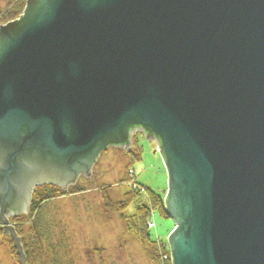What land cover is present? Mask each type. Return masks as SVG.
<instances>
[{
    "label": "water",
    "instance_id": "water-1",
    "mask_svg": "<svg viewBox=\"0 0 264 264\" xmlns=\"http://www.w3.org/2000/svg\"><path fill=\"white\" fill-rule=\"evenodd\" d=\"M142 131L172 264H264V0H26L0 26V226Z\"/></svg>",
    "mask_w": 264,
    "mask_h": 264
},
{
    "label": "rangeland",
    "instance_id": "rangeland-1",
    "mask_svg": "<svg viewBox=\"0 0 264 264\" xmlns=\"http://www.w3.org/2000/svg\"><path fill=\"white\" fill-rule=\"evenodd\" d=\"M141 142L142 160L133 165L134 180L165 199L168 172L157 143L145 138ZM127 154L124 148H108L91 168L89 180L85 175L79 176L76 184L65 192L66 196L44 204L37 227L44 248L49 252L48 264H157L149 258L147 247L128 232L121 213L105 203L106 190L113 203L131 191L129 183L124 182L129 163ZM77 185L85 191L69 195ZM141 193L142 196L123 211L125 217L134 216L140 204H150L145 192ZM151 220L155 225L150 233L152 239L167 243L175 228L174 222L158 212L152 213ZM2 238L0 235V264H16L5 235Z\"/></svg>",
    "mask_w": 264,
    "mask_h": 264
},
{
    "label": "trees",
    "instance_id": "trees-1",
    "mask_svg": "<svg viewBox=\"0 0 264 264\" xmlns=\"http://www.w3.org/2000/svg\"><path fill=\"white\" fill-rule=\"evenodd\" d=\"M25 7L26 0H0V26L18 20L22 16ZM140 144L139 137H134L132 141V149L130 153L127 154L129 157V163L126 167L125 183H130L132 180L131 171L133 165L142 160V148L140 147ZM73 189L74 191H69V195L79 194L85 191L82 188H79L78 185ZM106 191H104V198L107 207L114 208L113 210L121 213V218L125 223L126 229L141 244L147 247V253L151 261L157 264H162V254L167 253L169 249L163 247L162 250L159 249L156 242L152 239L150 231L147 229V223L150 220L151 211L158 212L163 218L169 219L165 212L164 198L147 189V197L150 204H140L137 207L134 216L125 217L123 211L141 197L142 193L131 190L129 193L122 196V200L119 199L117 203H113L106 195ZM66 195L67 194L59 188L52 186L36 188L32 196L28 215H20L11 219V225L21 238L24 254L26 256V264H48L49 252L48 249L46 250L44 248L43 237L40 235L37 227V219L44 204L57 197ZM0 235L4 238L1 226ZM4 240L8 246L10 254L15 259L16 264H20L19 257L16 255V250L13 247L11 239L5 236Z\"/></svg>",
    "mask_w": 264,
    "mask_h": 264
},
{
    "label": "built area",
    "instance_id": "built-area-1",
    "mask_svg": "<svg viewBox=\"0 0 264 264\" xmlns=\"http://www.w3.org/2000/svg\"><path fill=\"white\" fill-rule=\"evenodd\" d=\"M155 227V225H154V223L152 222V221H150L149 223H148V229H153ZM158 247H159V249L160 250H162V247L163 248H166V246H164V245H161V244H158ZM161 254H162V252H161ZM161 259H162V261H161V263L162 264H170V256L168 255V253H165V254H162V257H161Z\"/></svg>",
    "mask_w": 264,
    "mask_h": 264
},
{
    "label": "flooded vegetation",
    "instance_id": "flooded-vegetation-1",
    "mask_svg": "<svg viewBox=\"0 0 264 264\" xmlns=\"http://www.w3.org/2000/svg\"><path fill=\"white\" fill-rule=\"evenodd\" d=\"M138 132H141L142 133V131H137V134H138ZM135 134V133H134ZM140 134V133H139ZM113 148H116V147H113ZM117 149V148H116ZM121 149V148H120ZM48 186H51V185H48ZM44 187H46V186H44ZM53 187V186H52ZM29 209H30V207H29Z\"/></svg>",
    "mask_w": 264,
    "mask_h": 264
}]
</instances>
